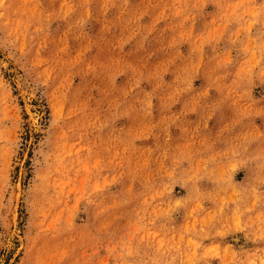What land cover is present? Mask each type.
<instances>
[{
    "label": "rangeland",
    "instance_id": "1",
    "mask_svg": "<svg viewBox=\"0 0 264 264\" xmlns=\"http://www.w3.org/2000/svg\"><path fill=\"white\" fill-rule=\"evenodd\" d=\"M0 264H264V0H0Z\"/></svg>",
    "mask_w": 264,
    "mask_h": 264
}]
</instances>
